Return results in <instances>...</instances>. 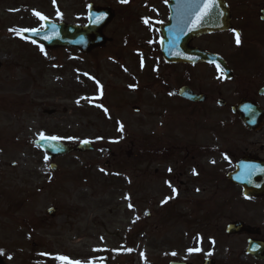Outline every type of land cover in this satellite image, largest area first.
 Returning a JSON list of instances; mask_svg holds the SVG:
<instances>
[{
	"label": "rangeland",
	"instance_id": "374dc122",
	"mask_svg": "<svg viewBox=\"0 0 264 264\" xmlns=\"http://www.w3.org/2000/svg\"><path fill=\"white\" fill-rule=\"evenodd\" d=\"M162 2L0 0V208L4 251L12 258L15 252L87 245L95 260L125 262L134 254L162 264L187 252L206 257L211 250L246 246L244 239L225 235L206 239L179 217L190 209L184 199L191 198L187 173L174 171L183 164L185 146L168 142L171 131L183 139L182 116L174 117L176 130L169 131L167 118L150 115L147 90L148 80L163 77L161 70L152 71L158 55L146 53L158 42L159 26L169 20ZM90 3L117 15L103 31L111 43L102 49L88 55L47 51L21 36L26 29H42L47 19L85 25ZM146 16H155L156 23L139 24ZM139 57L153 60L152 66L148 69L147 59V66L139 65ZM41 133L70 144L87 140L96 152L57 159L53 173L47 156L34 146ZM136 157L141 159L136 170L144 172L141 198L133 194V170L116 167ZM112 173L117 186L103 188L104 177ZM67 206L80 209L82 225L74 233L66 227ZM49 208H58L55 219L48 217ZM231 219L237 217L222 230ZM257 224L264 226V220Z\"/></svg>",
	"mask_w": 264,
	"mask_h": 264
},
{
	"label": "flooded vegetation",
	"instance_id": "af4514ba",
	"mask_svg": "<svg viewBox=\"0 0 264 264\" xmlns=\"http://www.w3.org/2000/svg\"><path fill=\"white\" fill-rule=\"evenodd\" d=\"M205 4L179 0L173 7L178 17L186 18L195 13L196 6ZM169 5V0H163L162 7L168 16L171 12ZM224 5L231 15V29L198 37L184 36L178 64L163 61L160 48L147 51L158 55L153 69L163 73V77L148 80L147 90L152 94L150 115L167 118L169 131L176 130L174 117L182 116L183 139L176 140L171 131L168 142V145L184 143L185 146L183 164L174 171L181 175L187 173V191L191 192V198L184 199L190 203V209L185 213L180 211L182 201H177L179 217L187 227L206 238L216 240L225 235L227 239L242 238L248 244L250 239L261 240L264 235V226L257 224L264 220V195L244 197L243 187L233 184L228 174L236 171L241 160L264 170V21H261L264 0H224ZM116 17L115 13L114 19ZM236 33H239V44L236 43ZM215 40L218 42L214 43ZM199 50L223 59L224 70L217 69L212 59L201 58ZM136 111L140 113V108L137 107ZM171 158L176 159L175 154L172 153ZM139 164L140 160L129 161L124 164V170L125 173L133 170L136 183L133 194L141 198L145 196L140 180L141 172H144L136 170ZM175 164L179 165V162L176 160ZM229 192L234 195L226 198ZM90 199L95 201L97 198ZM64 212L66 227L74 233L82 225L80 209L67 206ZM231 217L237 219H231L230 223L242 222L250 232L228 236L226 228L222 230L221 225ZM148 219L149 216L145 220L144 232ZM257 230H260L259 234H256ZM140 233L138 236L142 235ZM247 248L215 249L208 251L206 257L187 252L182 259L169 258L162 264H264L249 255ZM0 250V264H11L10 260H17V264H75L77 261L80 264H158L152 257L134 254H130L125 262L95 260L90 256L93 248L87 245L15 252L12 258L4 251L1 208ZM57 257H66L67 260Z\"/></svg>",
	"mask_w": 264,
	"mask_h": 264
},
{
	"label": "water",
	"instance_id": "95a60500",
	"mask_svg": "<svg viewBox=\"0 0 264 264\" xmlns=\"http://www.w3.org/2000/svg\"><path fill=\"white\" fill-rule=\"evenodd\" d=\"M206 2V0H196ZM215 3L223 4V0H213ZM174 3V0H172ZM223 8L218 5H210V10H217ZM198 11L209 10L206 7H198ZM221 10V9H220ZM262 20H264V10L261 12ZM113 18L110 10H96L93 5L89 7L88 22L86 27L75 26L72 24H54L49 21L44 22L45 29L43 31H37L38 34L30 31H26L23 36L27 37L32 41H39L44 45L45 48L58 49V48H75L80 52L88 53L92 49L102 47L107 43V39L103 35V29L111 23ZM182 22L179 18L171 15L170 23L162 27L164 33V41L161 43L163 55L165 61L171 63H178L179 61V39L178 35V23ZM186 21L192 23L194 36L214 33L219 31H227L230 29V15L227 10H223L218 15H204L203 13L187 18ZM201 57L206 58L207 55L201 54ZM214 61L220 63V59L211 56ZM221 64V63H220ZM36 145L46 153H49L50 159L56 157H64L65 155L71 154L74 151L81 153L94 152L91 144L85 142L80 145H66L61 144L55 140L49 138H42L36 142ZM51 169L56 170V165L51 166ZM230 180L236 185L243 186L244 195L246 197H259L264 194V173L261 169H251L247 172H243V169L239 167L238 171L230 176ZM54 210H49L48 214L53 216ZM229 234H238L239 232L247 231L244 229L241 223L233 224L228 227ZM250 254H253L257 259L264 260V242L250 241L249 249Z\"/></svg>",
	"mask_w": 264,
	"mask_h": 264
},
{
	"label": "snow or ice",
	"instance_id": "6c2138e0",
	"mask_svg": "<svg viewBox=\"0 0 264 264\" xmlns=\"http://www.w3.org/2000/svg\"><path fill=\"white\" fill-rule=\"evenodd\" d=\"M123 2H127V0H123ZM210 5H213V0H206L205 7H206V8H209V10H210ZM37 15L39 16L40 14L37 13ZM204 15H207V12H205ZM40 19L44 20V19H46V18L43 17V16H40ZM145 23H147V20H145ZM13 31H15V30H13ZM24 31H32V32L38 34V32H37L36 29H26V30H24ZM236 43H237V44L240 43L239 33H236ZM41 51H43V48H42V47H41ZM216 67H217V69H219V68H220V65L217 64ZM40 135H41V137L43 138V135H44V134L41 133ZM49 139H51V140H57L58 137L53 136V137H50ZM45 159H47V157H46ZM169 171H171V169H169ZM169 186H171V185H169ZM173 192H175V189H173ZM129 206L131 207V205H129ZM190 251H191V250H190ZM0 253H2V250H0ZM57 259H60V260H67L66 257H57ZM69 264H72V262H69ZM75 264H80V262L77 261V262H75Z\"/></svg>",
	"mask_w": 264,
	"mask_h": 264
}]
</instances>
